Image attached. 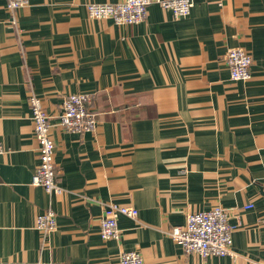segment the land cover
I'll use <instances>...</instances> for the list:
<instances>
[{"label":"crops","instance_id":"crops-1","mask_svg":"<svg viewBox=\"0 0 264 264\" xmlns=\"http://www.w3.org/2000/svg\"><path fill=\"white\" fill-rule=\"evenodd\" d=\"M121 0H0V264H264V0H193L186 17L157 4L145 22L91 18L88 4ZM244 48L251 77L234 81L225 55ZM53 123L65 96L89 94L91 132L57 126L56 181L32 186L39 144L29 103ZM120 240H103L110 203ZM216 206L235 226L236 259L187 254L170 237L187 216ZM53 210L44 237L37 217Z\"/></svg>","mask_w":264,"mask_h":264},{"label":"built area","instance_id":"built-area-1","mask_svg":"<svg viewBox=\"0 0 264 264\" xmlns=\"http://www.w3.org/2000/svg\"><path fill=\"white\" fill-rule=\"evenodd\" d=\"M157 4L165 10L173 12L176 18L190 14L193 0H121L115 4H88V15L94 19L112 20L116 25H136L145 22L149 15V7ZM29 5V0H7L8 10L15 12ZM225 63L229 68L231 79L247 81L251 77L253 58L244 48H231L225 55ZM29 103L32 112L35 138L39 144V165L32 176V186L43 188L48 194L59 196L63 188L57 183L55 164V147L51 137V129L57 126L74 133L91 132L96 128L97 118L90 112L92 96L77 93L65 96L61 113L53 123L50 115L43 107L42 100L31 93ZM4 145L0 141V154ZM138 209L134 207L110 203L101 220V237L103 240H120V217L137 220ZM36 229L44 237L57 229V218L49 209L36 219ZM235 226L229 222L228 210L216 206L208 211L195 212L187 216L186 223L173 227L169 235L187 254H198L202 258L213 256L237 258L233 251V233ZM47 264V263H39ZM120 264H145L139 247L125 251L121 255Z\"/></svg>","mask_w":264,"mask_h":264}]
</instances>
